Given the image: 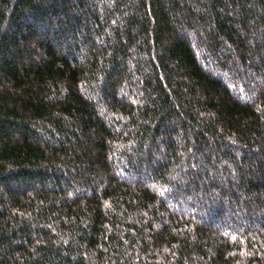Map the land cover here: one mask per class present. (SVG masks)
<instances>
[{
  "label": "trees",
  "instance_id": "obj_1",
  "mask_svg": "<svg viewBox=\"0 0 264 264\" xmlns=\"http://www.w3.org/2000/svg\"><path fill=\"white\" fill-rule=\"evenodd\" d=\"M0 264H264V0H0Z\"/></svg>",
  "mask_w": 264,
  "mask_h": 264
}]
</instances>
